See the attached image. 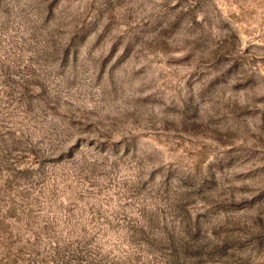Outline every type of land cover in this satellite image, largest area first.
I'll return each mask as SVG.
<instances>
[{"label": "rangeland", "instance_id": "374dc122", "mask_svg": "<svg viewBox=\"0 0 264 264\" xmlns=\"http://www.w3.org/2000/svg\"><path fill=\"white\" fill-rule=\"evenodd\" d=\"M0 264H264V0H0Z\"/></svg>", "mask_w": 264, "mask_h": 264}]
</instances>
